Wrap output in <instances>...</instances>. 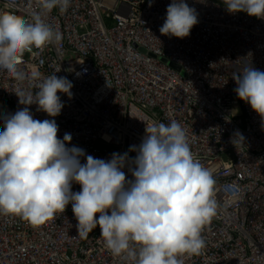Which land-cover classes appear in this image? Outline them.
I'll use <instances>...</instances> for the list:
<instances>
[{"label": "built area", "instance_id": "built-area-1", "mask_svg": "<svg viewBox=\"0 0 264 264\" xmlns=\"http://www.w3.org/2000/svg\"><path fill=\"white\" fill-rule=\"evenodd\" d=\"M149 2L72 0L65 12L43 13L63 38L26 52L20 68L44 77L56 72L73 82L72 98L58 93L65 104L54 118L58 137L71 133L69 146L93 157L109 159L139 145L145 122L181 123L194 157L214 174L218 202L217 215L202 229L204 248L182 257L183 264H264V124L237 97L232 78L245 63L264 71V19L230 14L223 0H187L199 22L180 39L159 31L171 0ZM39 5L0 0V14L30 20L42 12ZM18 87L28 82L0 71V115L24 107L13 92ZM30 108L35 119H52L36 105ZM237 131L244 144L232 143ZM80 188L73 184V191ZM0 264L128 262L106 248L99 227L80 234L69 204L38 226L0 214Z\"/></svg>", "mask_w": 264, "mask_h": 264}, {"label": "clouds", "instance_id": "clouds-1", "mask_svg": "<svg viewBox=\"0 0 264 264\" xmlns=\"http://www.w3.org/2000/svg\"><path fill=\"white\" fill-rule=\"evenodd\" d=\"M223 3L230 14L264 19V0ZM71 4L72 0H40L42 12H33L30 20L0 14V71L28 82L27 88L13 91L24 107L0 115V214L20 215L38 226L71 204L78 232L87 235L99 227L106 248L128 264H183L182 257L204 248L202 229L217 215L218 202L214 174L194 157L181 123L144 121L139 145L123 154L114 152L109 159L93 157L81 147L69 146L71 133L58 137L54 118L65 107L58 93L72 98L73 82L56 72L44 77L37 70L20 68L26 52L63 38L43 13L54 8L65 12ZM198 15L187 0H171L159 31L188 37ZM232 78L237 97L264 124V71L245 63ZM31 105L52 119H35ZM244 141L239 131L232 138L234 145ZM73 184H79L80 191H73Z\"/></svg>", "mask_w": 264, "mask_h": 264}, {"label": "water", "instance_id": "water-1", "mask_svg": "<svg viewBox=\"0 0 264 264\" xmlns=\"http://www.w3.org/2000/svg\"><path fill=\"white\" fill-rule=\"evenodd\" d=\"M172 66H173L174 68L178 69V67H177L176 65H173V64H172Z\"/></svg>", "mask_w": 264, "mask_h": 264}, {"label": "rangeland", "instance_id": "rangeland-1", "mask_svg": "<svg viewBox=\"0 0 264 264\" xmlns=\"http://www.w3.org/2000/svg\"><path fill=\"white\" fill-rule=\"evenodd\" d=\"M181 76H184V72L181 73Z\"/></svg>", "mask_w": 264, "mask_h": 264}]
</instances>
